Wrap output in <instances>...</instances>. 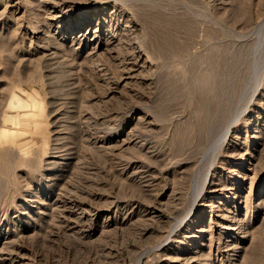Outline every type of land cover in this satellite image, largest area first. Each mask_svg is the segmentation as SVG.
Wrapping results in <instances>:
<instances>
[{
	"label": "rangeland",
	"instance_id": "rangeland-1",
	"mask_svg": "<svg viewBox=\"0 0 264 264\" xmlns=\"http://www.w3.org/2000/svg\"><path fill=\"white\" fill-rule=\"evenodd\" d=\"M149 17L188 54L129 45ZM223 51L236 116L197 144ZM0 264H264V0H0Z\"/></svg>",
	"mask_w": 264,
	"mask_h": 264
},
{
	"label": "bare ground",
	"instance_id": "bare-ground-1",
	"mask_svg": "<svg viewBox=\"0 0 264 264\" xmlns=\"http://www.w3.org/2000/svg\"><path fill=\"white\" fill-rule=\"evenodd\" d=\"M158 21H154L152 18H147V23L145 26L147 28L146 31L149 39H147L146 43L143 44L140 36L136 34L134 39L132 38L133 41H128V44L131 45V43H138L139 48L141 49V51H139L140 53H143V51H145V46L149 52L151 51L150 49H152L154 55H156L157 58L161 60L163 62V65L165 66L169 61L174 60L175 58L184 57L186 54H188L189 45L191 43L190 41L194 39L197 29L194 20L190 21V24L183 23L175 25L170 22H165V24H162L163 22L160 23ZM177 23L179 22L177 21ZM186 25L189 26L188 29L186 28ZM70 28L72 32L75 26H70ZM116 37L117 33L114 32L112 39L114 40ZM121 54L124 58L122 59L123 63L119 67L124 68H121L122 70L120 71H128L129 73V71L132 70V63L131 61H129V55L127 54V52L125 53L123 51H121ZM98 64V62L95 63V67L98 66ZM212 65L213 70L216 73L214 79L215 87L212 89V92L210 94L201 95V100L199 102L200 117L195 124L196 132L194 136L197 144L211 141L216 136H221L223 130L226 127L230 126V123L235 119L236 116L235 112L233 111L232 105L236 97V90L239 88L240 84H237L235 86V89H231L232 85L230 86L229 79L230 74L232 73L233 66L227 52L223 51V53L220 55L214 54L212 57ZM116 70L117 69L113 68L112 73H117ZM105 74L106 73H103L102 76H104ZM165 82L166 80L164 79V77H162L159 83L162 84ZM14 101H16V99ZM137 144L143 145L144 143L143 141L139 140L137 141Z\"/></svg>",
	"mask_w": 264,
	"mask_h": 264
}]
</instances>
